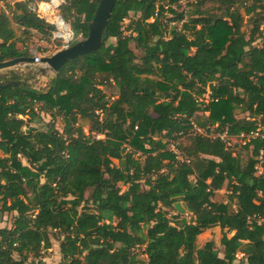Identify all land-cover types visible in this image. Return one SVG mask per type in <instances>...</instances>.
I'll use <instances>...</instances> for the list:
<instances>
[{
    "label": "trees",
    "instance_id": "obj_1",
    "mask_svg": "<svg viewBox=\"0 0 264 264\" xmlns=\"http://www.w3.org/2000/svg\"><path fill=\"white\" fill-rule=\"evenodd\" d=\"M39 1L0 0V63L32 56L33 32L53 42L33 10ZM183 1L117 0L96 53L68 62L45 90L28 80L0 88V213L15 214L0 229V264L38 258L51 236L61 240L60 264H264V171L256 174L264 138L245 145L244 165L235 151L243 145L218 136L264 125V0H195L179 12ZM99 2L62 8L84 39ZM35 103L62 118L63 134L30 126L40 118ZM226 184L229 202L214 201ZM215 227L226 231L223 257L213 241L197 246Z\"/></svg>",
    "mask_w": 264,
    "mask_h": 264
},
{
    "label": "rangeland",
    "instance_id": "obj_2",
    "mask_svg": "<svg viewBox=\"0 0 264 264\" xmlns=\"http://www.w3.org/2000/svg\"><path fill=\"white\" fill-rule=\"evenodd\" d=\"M193 2H195V0H184L181 3V6L179 8H177V10L179 12L183 11V10L191 11L192 7L189 5ZM206 7L212 8L213 4L209 3L206 5ZM173 16L174 15H172V14H166V19H167L166 21H167L168 25H170L171 28L175 27V25H177V27L181 28L183 23L178 24V23H174V22H169V20ZM129 24H130V20L128 19L124 22V25H123V29H124L126 35L131 34V30L128 29ZM16 32H17V35L21 34L20 30H16ZM115 43H116L115 40H110V42H108V45L115 44ZM57 46L58 47H56V48L52 47V49H49L44 54L46 56H51L52 54H54L58 50L62 49L60 45H57ZM132 48L135 50L134 44H132ZM135 51H136V53H138L137 50H135ZM33 69H35L34 71L32 70L33 73H36L37 75H39V73H37V71H39V70L38 69L36 70L35 67H33ZM44 76H45L46 80H41V82H39V83H32L29 85H31L32 87L39 89V90H45L47 88L50 80L54 77V75L50 74V75H47V76L44 75ZM102 89H104V91L107 93L108 96H111L113 93V89L111 87H107V86L104 87L103 86ZM205 97H206V99H209V93ZM111 100H114V98H112ZM43 105H44V103H35V107L38 110L40 118H37L35 122L30 123V126L44 130V129H47V127L49 125L53 124L55 126V129L58 130L61 134H63L64 123H63L62 118L59 117L57 119H53L50 114H47V113L40 111V109L42 107H44ZM237 113H238V111H237ZM151 116H153V114ZM200 116L206 117L207 114L204 115L202 113V114H200ZM243 116L244 115H240L239 117H243ZM80 125H83V129H84V132L86 134V137H88V138L91 137L92 134H90V132H89L90 131L89 125L87 123H81L80 122L75 126V128H77ZM195 130H196V128H195ZM98 138L100 139L103 137L98 136ZM179 142L183 143L185 145L186 144L189 145L188 138L182 139ZM176 148L177 147L175 146V150H177ZM167 149L171 151L173 149L172 145L169 144ZM179 151L181 152V150H179ZM235 151H236V154H239L241 156V160H242L244 165L247 163V160L252 156V149L251 148L248 149L244 145L243 146H241V145L236 146ZM138 156H140V154H137L136 157H138ZM114 164L118 165L119 162L115 160ZM263 170H264V168H263ZM121 190H122L121 192L123 193L127 190V187L122 186ZM88 195H89V193H87L86 196L88 197ZM230 196H231V191L229 190L228 185L226 184L224 186V188H222L221 190L216 192L215 197H214V201L225 202V203L227 202L228 203ZM232 208L233 209L235 208L234 203L232 204ZM169 211H170L169 217H171L173 215L180 214V212H178L177 210H169ZM14 215L15 214H8V213L1 214L0 213V229L1 228H7V227L10 228L12 226V221H13ZM182 217L186 218L187 220H190L192 215L190 213L186 212L184 215H182ZM225 232L226 231H223L220 227H215V228L206 230L198 237L197 246L199 248H201L207 242L213 241L215 243L216 249L218 250V252L220 254V257H223L224 247L221 245V239H222L223 235L225 234ZM227 235L229 237L232 236L231 233H227ZM51 241H52L51 249H49L48 251H46V250L42 251L41 255L38 258L31 257L27 264H60V262L62 260V257L60 254V242H61V240H59L58 238H56L54 236H51ZM136 253L138 254L139 260L144 261L145 263L148 261L147 256L144 254V248L137 249ZM237 259L239 262H243V261H245V255L243 253L239 252L237 254Z\"/></svg>",
    "mask_w": 264,
    "mask_h": 264
},
{
    "label": "water",
    "instance_id": "obj_3",
    "mask_svg": "<svg viewBox=\"0 0 264 264\" xmlns=\"http://www.w3.org/2000/svg\"><path fill=\"white\" fill-rule=\"evenodd\" d=\"M117 0H100L94 18L89 23L88 36L66 48L58 50L51 56L41 59L43 65L41 73L43 75L53 74L54 76L70 61L77 58L96 53L104 43L105 32L111 20L113 10ZM34 53L30 57H19L0 63V88L6 86L26 87V83L13 78L23 76L19 67L22 65L33 64L35 61ZM32 89V88H30Z\"/></svg>",
    "mask_w": 264,
    "mask_h": 264
},
{
    "label": "built area",
    "instance_id": "obj_4",
    "mask_svg": "<svg viewBox=\"0 0 264 264\" xmlns=\"http://www.w3.org/2000/svg\"><path fill=\"white\" fill-rule=\"evenodd\" d=\"M16 1H11V6H14ZM65 4H66V0H42V1L37 2L33 6V10L38 14V16L45 23L53 27L52 41L60 45L61 48L70 47L84 40L81 34H76L74 32L70 22H68L63 16L62 8ZM33 56L35 58L33 65L35 66L42 65L41 64L42 58L36 53H34ZM26 66L22 65L20 67H22L21 69L24 70ZM195 131L197 133L206 135V132L202 129L196 128ZM218 136L228 147H233L235 142L240 143L245 146L248 143H250L251 140L264 138V125H260L256 131H253L250 134L241 135L239 137H236L234 140H232V138H230L226 132ZM170 145H172L173 147L172 149L173 151L172 150L171 151L177 156L178 160H181L182 159L181 152L178 150V148H176L177 150H175V146L177 147V145L174 143H171ZM263 163H264V148L259 151L258 164L256 166L257 175L263 174V171H264Z\"/></svg>",
    "mask_w": 264,
    "mask_h": 264
},
{
    "label": "crops",
    "instance_id": "obj_5",
    "mask_svg": "<svg viewBox=\"0 0 264 264\" xmlns=\"http://www.w3.org/2000/svg\"><path fill=\"white\" fill-rule=\"evenodd\" d=\"M11 1H16V0H11ZM16 30H20V29L17 27ZM32 35H33L32 39H31L32 44L30 47L31 52L36 53L41 58L45 57L46 55L40 51H48L49 49H52V47H55V48L58 47L57 43L47 42L40 35H37L35 32H33ZM18 37L20 38V40L22 42L26 41V37L23 36L22 34L18 35ZM26 43H27V41H26ZM33 67H35L36 70L37 69L39 70V71H37V73H39V75H37L36 73H33V71L35 70V69H33ZM42 67H43V65L35 66L33 64H28L24 70L21 69L22 67H19L20 71L23 73V76H24L23 81L28 80L27 84H32V83H39V82H41V80H46L45 76L41 73ZM33 77L35 79H32Z\"/></svg>",
    "mask_w": 264,
    "mask_h": 264
}]
</instances>
